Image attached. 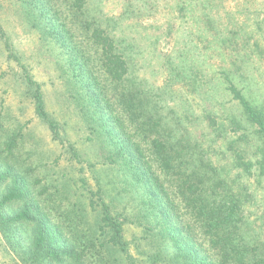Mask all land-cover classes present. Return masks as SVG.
<instances>
[{
	"label": "trees",
	"instance_id": "1",
	"mask_svg": "<svg viewBox=\"0 0 264 264\" xmlns=\"http://www.w3.org/2000/svg\"><path fill=\"white\" fill-rule=\"evenodd\" d=\"M14 1L37 39L59 51L55 60L58 77L69 100L94 139L103 144L105 162L139 198L133 223L142 227L143 235L134 249L145 256L139 260L130 252L123 222L111 216L109 205L103 204L102 224L91 233L82 232L78 215L70 216L72 209L61 202L51 201L49 209L70 223V235L65 236L59 224L41 219L44 209L25 185L29 165L23 156V134L20 128L12 130L0 113V229L22 262L264 264L263 232L250 233L240 207V194L246 197L247 187L255 180H245L248 186L242 184L235 191L237 180L229 185L198 142L191 144L163 119L149 92L132 75L121 40L113 34L114 26L100 16L101 11L90 0ZM0 35L5 36L1 24ZM3 48L12 55L10 42L6 40ZM17 63L35 115L47 124L53 138L59 137L60 126L46 111L40 85L19 59ZM224 81L252 129L237 131L226 145L238 166L248 170L254 164L245 161V151L237 145L240 141L248 145V134H255L261 153L255 164L262 174L264 110L248 98L245 88L229 78ZM208 121L217 130L213 118L208 116ZM231 123L241 130L240 124ZM18 236L25 239L18 240Z\"/></svg>",
	"mask_w": 264,
	"mask_h": 264
},
{
	"label": "rangeland",
	"instance_id": "2",
	"mask_svg": "<svg viewBox=\"0 0 264 264\" xmlns=\"http://www.w3.org/2000/svg\"><path fill=\"white\" fill-rule=\"evenodd\" d=\"M14 3L0 0V24L5 34L0 35V113L12 130L20 128L23 134V156L29 165L25 185L44 209L41 219L59 224L63 234L70 235V223L49 209L51 201L61 202L72 209L70 216L78 215L82 232L91 233L102 224L103 206L109 205L111 216L123 222L130 252L143 259L145 256L137 255L134 249L143 235L142 227L133 223L139 198L105 162L103 144L94 139L69 100L58 77L55 60L59 51L37 39ZM90 3L101 11L106 24L114 26L112 32L121 40L132 75L149 92L163 119L185 134L191 144L198 142L229 185L237 180L235 191L242 184L248 186L245 180H255L247 187L246 197L240 194V207L250 233L263 232L264 236V172L259 173L255 164L261 156L259 138L248 134V145L238 142L245 151V161L254 164L244 170L226 144L242 128L252 129L224 81L229 78L245 88L248 98L264 110V0ZM6 40L12 45L11 56L3 48ZM18 59L40 85L46 111L60 126L59 137L53 138L47 124L35 115ZM208 116L217 123V130L210 127ZM232 121L240 124L241 130ZM20 239L25 237L18 236ZM0 264H24L1 229Z\"/></svg>",
	"mask_w": 264,
	"mask_h": 264
}]
</instances>
